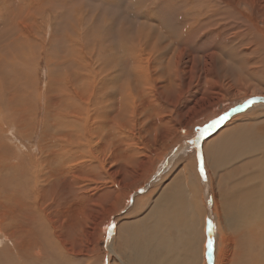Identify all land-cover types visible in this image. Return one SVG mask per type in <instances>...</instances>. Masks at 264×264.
I'll use <instances>...</instances> for the list:
<instances>
[{
  "label": "rangeland",
  "instance_id": "rangeland-1",
  "mask_svg": "<svg viewBox=\"0 0 264 264\" xmlns=\"http://www.w3.org/2000/svg\"><path fill=\"white\" fill-rule=\"evenodd\" d=\"M41 1L0 0V49H11L16 43L18 47L12 51L27 46L29 51L22 48L26 53L22 49L16 52L19 56L25 53L21 58L25 56L26 61L33 55L31 59L36 61L29 60V71L35 69L37 86L34 99H30L22 92L17 97L25 87L18 88L10 74L0 81V221H4L0 242L8 245L3 248L0 244V251L10 252L8 229L23 197V181L16 180L14 170L6 171L7 166H16L22 159L44 160L43 151L48 150L50 137L58 135L52 128L58 98L54 81L58 75L63 79V72L65 78L70 76V89L81 90L86 79L93 76L91 70L106 65L123 81L116 79L120 82L117 86L129 83L133 94L145 95L135 98L133 115L129 116L132 121L125 120L128 125L124 122L117 127L119 132L107 123L100 127L103 135L94 143L93 160L83 158L90 156H82L81 152L73 160L47 156L46 164L42 163L48 169L45 171L55 174L41 184L52 190L48 199L52 209L45 214L48 224L35 228L40 241L35 240L34 234L26 239L25 264H152L153 252L163 255L164 264H264V105L257 101L246 109L230 111L246 98H264V0H51L54 7L43 6L46 0ZM141 34L157 49L158 75L145 85V93L138 88L136 92L128 77L133 74L122 59L128 54L124 45H129L130 50L131 41L141 39ZM12 37L16 43L10 41ZM67 48L70 51L65 52ZM71 50L85 53L84 67L80 60L72 59ZM65 57L67 62L71 59L70 64L75 63L66 64L67 70L63 61L58 63ZM161 63L164 66H159ZM58 66H62V71H58ZM118 90H112L115 94L111 91V100H116ZM6 93L15 95V100ZM224 108L230 113L228 120L202 139L200 145L189 146L193 129L217 113L223 114ZM113 112L116 114L115 108ZM114 113H110V121ZM68 118L64 116L67 122ZM68 129L60 132L58 138L74 154L82 135H73L75 129ZM245 136L250 139L243 143ZM179 145L186 151L173 157ZM193 151L204 155L206 179L198 173ZM56 170L61 172V178L54 181L59 177ZM12 185L20 189L17 204L9 191ZM28 190L33 193L32 184ZM10 199L14 201L12 214L5 219L9 217L4 214L7 215L5 206L10 205ZM235 210L244 212L239 216ZM20 223L19 231L28 232ZM209 239L214 242L211 256L207 250ZM157 240L162 246H156L161 244ZM191 240L196 246L193 251ZM3 261L8 264L7 259Z\"/></svg>",
  "mask_w": 264,
  "mask_h": 264
},
{
  "label": "bare ground",
  "instance_id": "bare-ground-1",
  "mask_svg": "<svg viewBox=\"0 0 264 264\" xmlns=\"http://www.w3.org/2000/svg\"><path fill=\"white\" fill-rule=\"evenodd\" d=\"M43 1V0H42ZM41 1V2H42ZM220 1V0H218ZM218 1H216V3H219ZM226 1V0H225ZM44 4L43 6H51L52 5V1L51 0H46V1H43ZM258 2V1H257ZM210 3V1H209ZM213 5H215L216 3L215 2H212ZM215 3V4H214ZM235 6L237 5V2H235ZM240 4V2H238ZM259 3V2H258ZM263 3V1H262ZM220 4H222L220 2ZM218 4V5H220ZM21 5V4H20ZM62 5V4H61ZM210 5V4H209ZM225 5V4H224ZM261 5V4H260ZM54 7V5H52ZM51 6V7H52ZM58 6V5H56ZM208 6V5H207ZM212 6V5H211ZM21 7V6H20ZM61 7V6H60ZM210 7V6H209ZM217 7V5H216ZM225 7V6H224ZM232 8H234L233 6H231ZM253 7V6H252ZM260 7V6H259ZM219 8V7H218ZM256 8V7H255ZM263 8V7H262ZM213 9V8H212ZM221 9V8H219ZM218 9V10H219ZM116 10V9H115ZM215 10H217V8H215ZM238 10V9H237ZM264 10V9H263ZM210 11V10H209ZM207 11V12H209ZM213 11V10H212ZM225 12L227 10H224ZM260 11V10H259ZM224 12V13H225ZM229 12V11H228ZM214 13V12H213ZM223 13V14H224ZM227 13V12H226ZM218 14H221V12ZM260 14V13H259ZM1 15V14H0ZM240 15H243L242 13ZM223 16V15H222ZM249 16V15H248ZM1 20L3 19L2 17H0ZM5 18V17H4ZM229 19V18H228ZM241 20V19H240ZM239 20V21H240ZM244 20V19H242ZM254 20V19H253ZM229 21V20H228ZM212 22V21H211ZM223 24V23H222ZM242 25V24H241ZM224 29V28H223ZM243 29V28H242ZM245 29V28H244ZM191 31V30H190ZM194 31V30H192ZM6 32V31H5ZM8 32V31H7ZM11 32V31H10ZM13 32V31H12ZM4 33V31H3ZM13 33H16V32H13ZM20 34V32H18ZM106 33V32H105ZM104 33V34H105ZM145 33V32H144ZM2 34V33H0ZM7 34V33H6ZM108 34V32H107ZM230 34V33H229ZM228 34V35H229ZM5 35V34H4ZM3 35V36H4ZM11 35H13L11 33ZM227 35V36H228ZM241 35V34H240ZM244 35V34H243ZM247 35V33H246ZM2 36V35H0ZM7 36V35H6ZM10 36V35H9ZM18 37L20 35H17ZM25 36V35H24ZM14 37V36H13ZM11 38V42H14V38ZM17 37V38H18ZM106 37V36H105ZM155 37V36H154ZM243 37V36H240V38ZM17 38L16 41H17ZM21 38V36H20ZM108 38V37H107ZM111 38V37H110ZM140 38L141 39H136L137 41L135 40H132L131 43H130V50L129 49V45H124V49L121 48L122 50H124V52H128V54L125 53V57H123V65L125 66L126 69H130L133 76H130V73H129V79L131 77L132 79V82H134V86L135 88L134 89H139V91H141V93L143 91H145V85L148 84L149 82L152 81V79L154 78V76L156 75L157 73V68H156V65H158L156 62H157V56L155 54H157V52L155 50L153 45H152V41L147 37V36H142V34L140 35ZM250 39V37H249ZM259 39V38H258ZM20 39H18L19 41ZM22 40V39H21ZM108 40V39H107ZM111 40V39H110ZM247 40V39H246ZM246 40H243L246 42ZM23 41V40H22ZM21 41V42H22ZM109 41V40H108ZM240 41V40H239ZM242 41V40H241ZM262 41V40H260ZM7 42V40H6ZM9 42V41H8ZM24 42V41H23ZM234 42H235V39H234ZM245 42L243 43L245 45ZM2 43V42H1ZM10 43V42H9ZM9 43H7V45H10ZM12 43V44H14ZM264 43V42H263ZM5 45V43H3ZM21 44V43H20ZM241 44V43H240ZM3 45V46H4ZM18 47V43L14 44L12 46L11 49H7V50H4L5 46L3 47V50L0 49V81L2 82L4 79H6L7 76H4V75H11V79L12 81H14L17 85V87L19 88L20 86L21 87H25L24 90L22 91H18L20 89L17 90V92H19L18 96L20 95V93L22 92V96H27L29 97L30 99L33 98V93H34V89H36L35 87V81H34V74H35V69H31L29 71V68H30V59L33 55H31L30 59L28 58L27 61L24 59L25 56H22L23 58H21V55H25L26 51L28 50L27 46L26 48H23L25 46H22L23 49H26L23 50L20 46V48H17L18 52H19V49L21 51L25 53H21V55L19 56L16 52L17 50L14 49V51H12V49L14 48V46ZM24 45V44H23ZM60 45V44H59ZM223 45V44H222ZM2 46V45H1ZM9 48V46H7ZM11 47V46H10ZM116 47V46H115ZM1 48V47H0ZM233 48V47H232ZM30 49V48H29ZM41 49V48H40ZM256 49V48H255ZM261 49V48H260ZM38 50V49H37ZM61 50V49H60ZM99 50V49H98ZM101 50V49H100ZM117 50V49H116ZM250 48H249V54H250ZM7 51V52H6ZM21 51V52H22ZM29 51V50H28ZM41 51V50H39ZM67 51H70L68 50V48L65 50V52ZM72 51V50H71ZM92 51V50H91ZM258 51V49L256 50ZM62 52V51H61ZM59 53L62 55V53ZM93 52V51H92ZM111 52V51H110ZM118 52V51H117ZM231 52V51H230ZM253 52V51H251ZM30 53V52H29ZM34 53V52H33ZM32 53V54H33ZM64 53V52H63ZM71 56H72V59L74 60H80V63L81 65L84 67V62H83V58H85V53H78V52H74V50L72 52ZM90 53V51H89ZM113 53V52H112ZM123 53V52H122ZM255 53V52H254ZM20 54V53H19ZM37 54V53H36ZM93 54V53H92ZM91 54V56H92ZM119 54V53H118ZM246 54V53H245ZM26 55H29L28 53ZM40 55V54H39ZM60 55V57H61ZM68 55V54H67ZM66 55V57H67ZM70 55V54H69ZM97 56V54H95ZM100 55V54H98ZM233 55V54H232ZM253 55V54H251ZM63 56V55H62ZM258 56V55H257ZM263 56V55H262ZM28 57V56H26ZM59 57V58H60ZM64 57V56H63ZM66 57L64 58L65 61H66ZM69 57V56H68ZM107 57V56H106ZM121 57V56H120ZM256 57V56H255ZM87 58V57H86ZM95 58V57H93ZM98 58V57H97ZM95 58V60L97 59ZM24 59V61L22 60ZM34 59V58H33ZM31 59V62L32 60ZM36 59V58H35ZM64 59H60V61L58 62L59 65L60 62L63 61L64 63ZM70 59V58H69ZM67 59V60H69ZM162 58H160L161 60ZM71 60V59H70ZM69 60V62H70ZM90 60V59H89ZM36 60H33V62H35ZM99 61V60H98ZM97 61V62H98ZM104 61V60H103ZM109 61V60H108ZM112 61V60H110ZM109 61V62H110ZM162 61V60H161ZM32 62V63H33ZM69 62H65L64 64L62 63V65H64V69L67 70V66L66 64H69L71 66H73V64H75L74 62L73 63H69ZM72 62V61H71ZM92 62V61H91ZM96 62V61H95ZM94 62V63H95ZM107 62V61H106ZM117 62V61H116ZM252 62V61H251ZM57 63V62H56ZM88 63V61H87ZM163 63V62H162ZM159 65V66H164V65ZM257 63V62H256ZM117 64V63H116ZM120 64V63H119ZM255 64V63H254ZM169 65H170V62L168 60L167 62V70L169 68ZM57 66V65H56ZM88 66H90V64H88ZM113 66V65H112ZM58 67H61V68H58ZM56 68H58V71H62V66H58ZM100 68H98L97 71H94L93 69L91 70V73L92 75L96 78V80H94L93 76L91 77H88L86 80L87 82L84 83V87L81 89V90H72L70 89V87L67 85V81L68 79L70 78L69 75H67V72L66 71V74L67 77L65 78L64 77V74L63 72L62 73V78L59 79V75H58V80L54 81L53 83V88L56 87L55 90H57L56 92L58 93L56 96L58 97H55V99L57 98L56 103H55V108L56 110L54 109V116H53V123H52V128L55 129V132H58V135H62L60 132H63L64 130H67L68 132V128H71V129H75V131L77 130V132H75L74 130H72L74 133L73 135H82V137H79L77 143L81 146V150H80V146L78 145L76 147L77 150L74 151V154H73V149L72 148H68L64 143L60 142L59 138H58V135H52L50 137V142L48 143V147L47 149L49 150H44L43 152L45 153L44 155V160H36V159H28L29 161L28 162H25L24 159H22L20 161V163L16 166H7V170L6 171H9V172H13L12 173H16V180H22L23 181V184H21V191L23 193V197L21 198L19 196L20 194V189L18 187H14L13 185L12 186H9L10 189L9 191L11 192V195H12V199L16 202V204L18 203V199L21 198L20 200V204H19V210H18V214L16 213H13L12 214V206H13V200H11V203L10 205H6L5 206V209H6V212H7V215L4 214V216H9L5 219H8L10 218L11 214H12V221L10 223V226L11 228L8 229V231L10 232V234H8V239H9V242L11 244V247L9 248L10 252L8 251V249H4V251H0V264H7L5 263V261H3L4 259H7V262L8 264H25L24 262V251H25V246L26 244H28V242H26V239H28L27 237L29 235H33L36 231V227H38V225L40 224H44V223H47L48 224V220H47V216L45 215L46 213H48V209H52L50 207V195L52 193V190L50 191V188H42L41 184H42V180L43 181H48L50 179H52L55 174H53L54 170H52L53 173H49L51 170L49 171H45L44 169L46 168V166L43 168V164H46L45 163V160L49 157V158H57L59 157L61 160H63V158L65 157H71V159L73 160L75 158V156L81 155V152L83 153L82 156H84L85 154H87L88 156L90 157H86L84 156L83 158L87 159V160H93V157H95V154H96V149H95V146H94V143L100 139L99 135H101V138H102V135L103 133L100 132V127L102 125H105L107 123V126H109L110 128H113L114 131H118L117 127L121 126L124 124L125 120H129V121H132L131 119H129V116L133 115L132 113V108H133V105H134V101H135V98L136 100L143 97L145 94H142V96H139L137 93L136 94H133V87L130 86V84H123L121 83V85L117 86V83L118 82H115L116 79L117 81H122L121 79L118 80V73L115 72V70H111L110 68H107L106 65H101L99 66ZM263 67V66H262ZM32 68H34L32 66ZM71 68V67H69ZM74 68V67H73ZM116 68V67H114ZM25 69L27 71H25ZM61 69V70H60ZM96 69V68H95ZM166 69V68H165ZM72 71V69H70ZM77 73L78 74V68L76 69ZM13 71V72H12ZM29 71V73H28ZM56 71V72H55ZM53 72L56 73H59L57 72V70H55ZM127 71V70H126ZM160 70H158L159 72ZM12 72V73H11ZM73 72V71H72ZM90 72V71H88ZM124 73V72H123ZM159 76H162V73L159 72ZM61 75V74H60ZM72 75V74H71ZM158 75V74H157ZM156 75V76H157ZM77 76V75H76ZM159 76L157 78H159ZM126 77V76H125ZM134 77V79L132 78ZM78 78V77H76ZM54 79V77L52 78ZM123 79V78H122ZM154 80V79H153ZM215 80V79H214ZM11 81V82H12ZM57 82H58V85H57ZM119 82V83H120ZM123 82V81H122ZM129 82V81H128ZM118 83V84H119ZM127 83V82H126ZM3 84V83H2ZM54 84H55V87H54ZM132 84V83H131ZM15 86V85H14ZM51 86V85H50ZM75 86V85H74ZM2 87V85H1ZM118 88L119 90V93H117V96H116V100L113 101L111 100L109 97H110V93L112 90H114L115 88ZM4 88V87H3ZM9 89V88H8ZM16 89V88H15ZM138 89L136 90V92L138 91ZM4 90V89H3ZM2 90V91H3ZM117 90V89H116ZM115 90V91H116ZM138 91V92H139ZM209 91V90H208ZM15 92V91H14ZM55 92V91H54ZM55 92V93H56ZM113 92V91H112ZM140 93V95H141ZM145 93V92H143ZM227 93V92H226ZM54 94V93H53ZM111 94H115L114 92L111 93ZM137 97H135V96ZM5 96H8L7 93ZM12 100L14 101L16 98L15 95H9ZM8 96V97H9ZM77 97L80 99L78 100ZM113 98L115 97V95L112 96ZM10 99V98H9ZM19 99V98H18ZM34 99V98H33ZM39 99V98H38ZM115 99V98H114ZM11 100V99H10ZM11 100V101H12ZM33 104H35L34 101H32ZM136 103V102H135ZM138 103V102H137ZM217 103V102H216ZM259 103V102H258ZM263 103V102H262ZM260 104V105H264L263 104ZM139 104V103H138ZM137 106V104H136ZM220 107V106H219ZM257 107V106H255ZM13 108V107H12ZM11 108V109H12ZM114 108L116 109V114L113 112ZM136 108V107H135ZM141 108V107H139ZM223 108V107H222ZM16 109H19V108H16ZM53 109V108H52ZM224 110H226V108H224ZM12 111V110H11ZM137 111V110H136ZM232 111V110H230ZM13 112V111H12ZM24 112V111H22ZM34 112V110H33ZM64 112H67L68 115H65ZM114 113L112 114V118H111V121H110V113ZM17 113V112H16ZM25 113V112H24ZM136 113V112H135ZM142 114V113H141ZM24 119L26 117V114H24ZM35 115V114H34ZM230 115V113H229ZM17 116V115H16ZM64 116H68V122L66 120H64ZM141 116V115H140ZM210 116V115H209ZM133 117V116H132ZM212 117V116H211ZM19 119H22L21 115H20V118ZM35 119V118H34ZM201 119V118H200ZM12 120V119H11ZM20 121V120H18ZM23 122V120H21ZM128 122V121H127ZM20 123V122H18ZM25 123V121H24ZM129 123V122H128ZM109 124V125H108ZM126 124V122H125ZM130 124V123H129ZM135 124V123H134ZM202 124V123H201ZM112 125V127H111ZM128 125V124H126ZM132 125V124H131ZM106 126V127H107ZM105 127V128H106ZM51 128V129H52ZM66 128V129H65ZM123 128V127H122ZM132 128H134L132 126ZM107 130H109L108 128H106ZM62 130V131H60ZM112 131V129H111ZM54 132V131H53ZM119 132V131H118ZM122 132V131H121ZM124 132V131H123ZM110 137V136H109ZM206 138V137H205ZM248 139H250V137L248 136ZM247 139V136H245V140H242L241 142L245 143ZM103 143L106 145L107 142L103 141ZM187 145V143H186ZM188 147V146H187ZM79 148V149H78ZM46 149V148H45ZM124 150V149H123ZM175 155L179 152H182L183 150L186 151V149L183 147V145H179L178 148L175 149ZM194 152V151H193ZM78 153V154H77ZM171 155L173 154L172 152H170ZM48 156V157H47ZM79 157V156H78ZM92 157V158H91ZM58 159V158H57ZM59 159V160H60ZM26 160V159H25ZM52 160V159H50ZM60 160V162H61ZM44 161V162H43ZM47 162L49 163V159L47 160ZM53 162V161H51ZM74 162V161H73ZM43 163V164H42ZM57 160H56V165H57ZM60 164V163H59ZM58 164V165H59ZM49 165V164H48ZM47 165V167H48ZM52 165V164H51ZM51 165H50V169L51 168ZM53 166L54 163H53ZM31 167V168H30ZM163 167V166H162ZM56 168V166H55ZM61 172H62V169H61V164L59 166ZM47 169V168H46ZM48 170V169H47ZM58 170V169H57ZM56 170V175H59L60 173L57 172ZM64 170V169H63ZM74 170V168L72 169ZM19 172V173H18ZM48 172V174L46 173ZM66 172V170H65ZM133 172V171H132ZM158 173L160 171H157ZM85 173V172H84ZM67 174V173H66ZM103 174V173H102ZM31 176L30 178L28 176ZM61 175V174H60ZM59 175V177L57 176L55 179H53L54 181L55 180H58L59 178H61V176ZM63 175V173H62ZM76 174H74L73 176L75 177ZM157 175V174H156ZM112 176V175H111ZM64 176H62L63 178ZM68 177V176H67ZM111 178V177H110ZM131 178V177H130ZM46 179V180H45ZM66 179V178H63V180ZM69 178L66 179V181H68ZM76 180V177L74 178ZM73 179V180H74ZM79 179V177L77 178ZM205 179V178H204ZM62 180V179H60ZM74 180V181H75ZM25 181H30V183L33 185L34 187V190H33V193H30L29 190H28V187L31 185H28V184H25ZM70 181V180H69ZM78 181V180H77ZM75 181V182H77ZM64 182V181H63ZM62 182V183H63ZM80 181H78L77 183H79ZM50 183H52L50 181ZM67 183V182H65ZM71 183V182H70ZM74 183V182H73ZM108 183V182H107ZM53 184V183H52ZM55 184V183H54ZM59 184V183H58ZM7 185V184H6ZM51 186V184H49ZM76 186V184H74ZM73 185V186H74ZM79 186V185H78ZM96 187V186H95ZM58 188V187H57ZM61 188H63L61 186ZM60 188V190H61ZM67 188V187H66ZM114 188V187H113ZM53 189V188H52ZM68 189V188H67ZM144 189V188H143ZM59 190V188H58ZM76 190V189H75ZM79 190V189H78ZM92 191V190H91ZM58 192V191H57ZM142 192V191H141ZM181 192V191H180ZM179 192V193H180ZM137 193V192H136ZM184 193V192H183ZM182 193V194H183ZM114 194V193H113ZM141 194V193H140ZM53 196V195H52ZM127 196V195H126ZM143 196V195H142ZM135 197V196H134ZM82 198V197H81ZM49 199V200H48ZM7 200V199H6ZM124 200V199H123ZM164 200V199H162ZM155 201V200H154ZM53 202V201H52ZM235 202V201H234ZM50 205H49V204ZM170 203V202H168ZM56 204V202H55ZM54 204V205H55ZM172 204V203H171ZM58 206V205H57ZM177 206V205H176ZM249 206V205H248ZM50 207V208H49ZM61 207V206H60ZM58 208V207H57ZM97 208V207H96ZM179 208V207H178ZM188 208V207H187ZM8 209V211H7ZM104 209V208H103ZM177 209V208H176ZM174 210V211H177V210ZM239 209V208H238ZM96 210V209H95ZM259 210V209H258ZM60 211V210H59ZM188 211V210H187ZM237 211V213L241 216V212H244L243 210H235ZM251 209H248V213H250ZM256 211V210H255ZM98 212V211H97ZM100 212V211H99ZM186 212V211H185ZM51 213V212H50ZM214 213V212H213ZM66 214V213H65ZM184 214V213H183ZM245 213H243V216H244ZM3 215V214H2ZM14 215V216H13ZM89 215V214H88ZM254 215V214H253ZM54 216V215H53ZM252 216V215H251ZM185 217V216H184ZM4 218V217H3ZM153 218V217H151ZM169 219H171L170 217H168ZM186 218V217H185ZM4 219V220H5ZM17 219L19 221H21V223L19 221H17ZM42 220V221H40ZM173 220V219H172ZM224 220V219H223ZM241 221H243L241 218H240ZM17 221V223H16ZM156 222L157 224H159V220L156 219ZM264 221V220H263ZM12 222H15V224H13ZM110 221H108L109 223ZM19 223L21 224V227H26L28 228V232L25 231L26 229H23L24 231H22V229L19 231L18 227L20 228L19 226ZM173 223H174V220H173ZM4 221H0V233L2 234V227L4 226ZM12 224V225H11ZM111 224V223H110ZM41 225V226H42ZM164 225V224H163ZM188 225V224H187ZM117 227V226H116ZM128 227V226H127ZM6 228V226H5ZM4 228V229H5ZM45 230V229H44ZM153 230V228H152ZM128 231V230H127ZM46 234V233H45ZM124 234V233H123ZM128 234V233H127ZM38 234H34V238L36 241H40L38 240V237H37ZM39 236V235H38ZM245 236V235H243ZM2 237H3V234H2ZM0 237V238H2ZM126 237V236H125ZM136 237V236H135ZM154 237V235H153ZM192 237V236H191ZM30 238V236H29ZM244 238V237H243ZM44 239V237H43ZM50 239V238H48ZM143 239V238H142ZM193 239H194V236H193ZM245 239V238H244ZM196 241V239H194ZM194 240H191V247L192 248V251L194 249V247H196L194 245ZM159 243H161L159 240H157ZM248 241V240H247ZM154 242H155V239H154ZM32 243H33V240H32ZM45 243V242H44ZM57 243V242H56ZM1 244V242H0ZM4 245V243H2ZM1 244V245H2ZM1 246V247H7V246ZM29 245H31L30 241H29ZM141 245V244H140ZM157 245H161L162 246V243L161 244H158L156 243V246ZM188 245V246H190ZM55 246V244H54ZM53 246V247H54ZM57 246V244H56ZM60 246V245H59ZM155 246V245H153ZM187 246V245H186ZM261 246H263V244H261ZM158 247V246H157ZM168 247V246H167ZM8 248V247H7ZM256 248V247H255ZM262 248V247H261ZM159 249V248H157ZM166 249V248H165ZM257 249V248H256ZM5 250H7L8 252L6 253H10V255H6L5 253ZM140 250V249H139ZM159 251V250H158ZM157 251V252H158ZM156 252V251H155ZM161 252V250H160ZM159 252V253H160ZM259 252V251H258ZM114 253V252H113ZM134 253V252H133ZM162 253V252H161ZM170 253V252H169ZM140 254V252H139ZM154 254V252H153ZM151 255V259H152V264H164V259L162 258V256H156L158 255L156 253V255ZM163 254V253H162ZM260 254V253H259ZM121 256V255H120ZM3 257H6L3 259ZM119 257H118V260L119 261ZM136 259V258H135ZM141 259V258H140ZM261 259V258H260ZM12 260V261H11ZM164 261V262H163ZM116 262V261H115ZM179 262V261H177ZM188 262V261H187ZM112 263V262H111ZM110 263V264H111ZM175 263V262H174ZM119 264V263H118Z\"/></svg>",
  "mask_w": 264,
  "mask_h": 264
},
{
  "label": "snow or ice",
  "instance_id": "snow-or-ice-1",
  "mask_svg": "<svg viewBox=\"0 0 264 264\" xmlns=\"http://www.w3.org/2000/svg\"><path fill=\"white\" fill-rule=\"evenodd\" d=\"M258 99L264 102V98H246L243 101L238 102L237 106L232 108V112H236L238 110L246 109L255 103H257ZM229 118L228 110H225L223 114L217 113L215 117L209 118V120L205 121L203 125L199 128H194L191 134V138L188 139V145L195 148L196 146L200 145L202 139L212 133V131L222 124H224ZM193 156L197 161L198 173L202 178L206 179V165H205V158L201 151L193 152ZM208 230L211 233L212 231V222H208ZM214 248L213 240L209 239L207 241V250L208 254L211 256Z\"/></svg>",
  "mask_w": 264,
  "mask_h": 264
},
{
  "label": "water",
  "instance_id": "water-1",
  "mask_svg": "<svg viewBox=\"0 0 264 264\" xmlns=\"http://www.w3.org/2000/svg\"><path fill=\"white\" fill-rule=\"evenodd\" d=\"M258 101H260L259 99H258ZM262 102V101H261ZM256 104V103H255Z\"/></svg>",
  "mask_w": 264,
  "mask_h": 264
}]
</instances>
